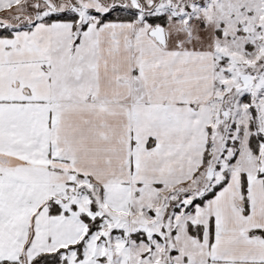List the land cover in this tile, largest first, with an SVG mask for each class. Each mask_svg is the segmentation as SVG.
<instances>
[{"label":"snow or ice","instance_id":"snow-or-ice-1","mask_svg":"<svg viewBox=\"0 0 264 264\" xmlns=\"http://www.w3.org/2000/svg\"><path fill=\"white\" fill-rule=\"evenodd\" d=\"M0 264H264V0H0Z\"/></svg>","mask_w":264,"mask_h":264}]
</instances>
